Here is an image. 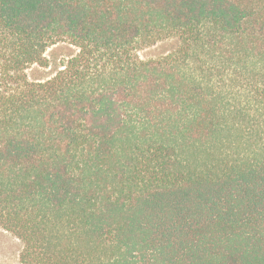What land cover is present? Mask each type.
Masks as SVG:
<instances>
[{
    "label": "trees",
    "instance_id": "16d2710c",
    "mask_svg": "<svg viewBox=\"0 0 264 264\" xmlns=\"http://www.w3.org/2000/svg\"><path fill=\"white\" fill-rule=\"evenodd\" d=\"M0 229L19 264H264V0H0Z\"/></svg>",
    "mask_w": 264,
    "mask_h": 264
},
{
    "label": "rangeland",
    "instance_id": "374dc122",
    "mask_svg": "<svg viewBox=\"0 0 264 264\" xmlns=\"http://www.w3.org/2000/svg\"><path fill=\"white\" fill-rule=\"evenodd\" d=\"M175 43L174 40L159 42L158 44L151 46L149 48L138 49L137 55L139 58L148 59L155 58L165 54L167 51L171 50ZM74 48L66 44H58L53 46L46 51L47 56H54L61 58L74 53ZM55 69L54 64L51 65L49 69H41L40 71H30L31 76L44 78L49 76ZM21 250L20 242L11 236L9 233L4 232L0 229V264H19L18 255Z\"/></svg>",
    "mask_w": 264,
    "mask_h": 264
}]
</instances>
